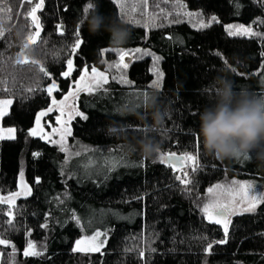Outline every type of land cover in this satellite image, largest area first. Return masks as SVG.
I'll use <instances>...</instances> for the list:
<instances>
[{"label":"trees","instance_id":"16d2710c","mask_svg":"<svg viewBox=\"0 0 264 264\" xmlns=\"http://www.w3.org/2000/svg\"><path fill=\"white\" fill-rule=\"evenodd\" d=\"M89 2L97 5L104 16L130 29L126 44L114 48L106 31L89 33L87 24L80 22L88 14L85 8ZM236 2L147 0L145 8L144 0H119V4L116 0H45L44 8L37 13L42 26L40 37L29 53L30 60L43 64L49 73L45 77L38 73L39 64L10 62L19 58L27 35L35 29L30 18H24L32 5L21 7L20 0H8L5 7L12 9L11 22L9 13H0L5 32L0 38V81H6L0 83V99L13 100L2 126L17 129V138L0 140V196L19 191L21 172L32 190L30 196L15 201L14 229L7 224L8 205H0V232L16 246V264H264V204L253 213L234 216L227 243L222 245L214 242L224 238L223 229L210 224L197 207L205 190L223 179L256 182L264 189V168L253 162L219 161L207 156L198 135L199 113L210 102L212 82L221 74V68L235 67L231 79L238 88L264 95V38L229 36L225 30L227 25H244L264 34V24L258 23L264 20V0H238L239 9ZM185 12L200 16L190 18ZM212 16L220 22L204 29L194 27ZM152 18L154 24L145 27ZM58 24L63 34L57 30ZM76 39L82 41V50L73 53ZM85 39L87 47L83 45ZM117 50L134 54L127 69L109 67L119 60ZM145 52L160 57L158 67L164 78L158 88L152 87L156 80L153 55ZM68 59L73 60V71L64 78L61 73L67 70ZM85 66L105 71L110 80L104 86L107 91L78 96V110L88 119L73 122L71 140L86 149L79 161L93 155L103 167L95 175L74 182L61 175L63 156L57 148L27 133L35 126L36 115L51 107L53 98L61 99L74 87ZM121 74L131 83H118ZM53 82L59 90L49 97L45 89ZM5 88L10 91H3ZM29 88L37 90L29 92ZM152 94L161 108L168 110L163 123L148 133L161 145L159 153L188 152L196 155L201 165L194 175L189 170L194 180L189 186L193 188L191 195L175 179L179 171L159 163L157 154L144 158L138 151L128 153L124 147L126 142L135 143L146 134L143 125L150 124L151 117L144 108L145 96L149 99ZM124 106L134 109L137 115H119L118 109ZM141 114L143 122L137 118ZM52 115L42 121L50 120ZM110 124L122 127L124 134H106ZM66 196L69 201L58 207L59 198ZM67 206L84 218L90 215V209L96 220L103 214L107 216L104 225L92 230L108 234L102 254L72 251L83 232L71 213L60 212ZM55 216L58 222H54ZM45 224L47 227H41ZM29 239L42 247V257L22 256ZM208 243L213 244L210 254L205 252ZM0 250L8 261L6 254L12 249L0 245ZM140 250L145 252L144 259L139 256Z\"/></svg>","mask_w":264,"mask_h":264},{"label":"snow or ice","instance_id":"6c2138e0","mask_svg":"<svg viewBox=\"0 0 264 264\" xmlns=\"http://www.w3.org/2000/svg\"><path fill=\"white\" fill-rule=\"evenodd\" d=\"M8 0H0V13L7 12L9 13V22H11L10 13L12 9L10 7H5V4ZM119 4V0H116ZM21 7L25 3L32 5L30 10L27 12L25 19L30 18V24L34 27L35 31L30 32V34L26 37V42L23 44L22 54L14 61H10L13 64L18 65H27L29 63L33 65L39 64L38 73L43 74L45 77L49 76V73L46 71L43 64H41L36 59H29V53L31 52V46H35L37 44V38L40 37L41 33V21L40 17L37 13L44 8L45 0H38V2L33 3V0H20ZM93 2H89L85 8V13H88L91 9ZM145 8L147 6V0H144ZM183 7V6H182ZM235 7L239 9L241 5L239 4L238 0L235 3ZM123 8V5H121ZM132 11L135 12L136 8L133 7ZM163 12V10H161ZM147 15V13H144ZM184 15L188 17L193 16H200L199 13H191L185 12ZM179 15V13H178ZM167 18V17H165ZM175 22H180L176 20ZM220 21L217 17L212 16L207 22L203 19L199 21L198 24L194 25L198 29H204L210 27L213 23H219ZM4 21L0 20V38L4 37V29L2 27ZM138 23V21H137ZM258 23L264 24V20L258 21ZM149 24H154V18H152L149 23H146L144 26L148 27ZM155 26H163V25H155ZM57 30L63 34V29L61 25H57ZM225 30L229 36H247V37H261L264 38V34L256 32L253 30L251 26L245 27L244 25H227ZM80 35V33H77ZM82 41L80 39H76L75 44L73 45L71 51L75 53L77 49H81ZM84 47H87V41L83 42ZM82 50V49H81ZM118 51L119 60L117 63L110 65L109 67H114L118 70L127 69L128 63H125V57L132 55L127 51ZM136 52H140V49H136ZM145 55H153L150 52H145ZM154 66H153V73L156 76V80L153 82L152 87L158 88L160 86V82L164 78V73L159 70L158 63L160 57H156L153 55ZM3 70V67L0 66V71ZM73 71V60H67V70L63 71L61 75L64 78H68L71 76ZM116 79V77H113ZM118 83L122 84H130L131 82L127 79L126 75L121 74ZM0 83H6V81H0ZM75 91H70L67 96L64 97L63 100L59 101V103L53 98L51 100V104L55 107L56 110L60 112V115L56 117L57 122L61 125L59 129V140H53L51 135L47 132L43 131L41 126V119L43 117L49 116V113L53 112L54 108L49 107L47 110L40 111L35 118V126L31 128L27 136L28 137H37L39 136L40 139L45 140L46 142L57 144L59 146V150L61 152H65L66 155V162L72 158V156L79 157L81 155L80 151H76L74 153L70 152L67 147V137L72 135L71 128L68 126L70 121L73 117H80L82 120H87L88 116L85 115L83 112L77 110L74 105H68L67 101L69 96H76L80 92H87L88 94H93L101 89H104L105 85L109 84V77L105 72L99 71L96 67L91 68V72L89 73L88 67L82 70V74L79 80L75 82ZM37 89L29 88L27 91L34 92ZM57 83L53 82L50 86H48L45 91L49 97L53 96L55 91H58ZM3 91H10L9 89L5 88ZM107 91V89H104ZM148 97L145 96V102L147 101ZM13 104V100L10 98H3L0 99V121L7 115H9V109ZM67 109L68 119L62 120L61 117L65 115V110ZM141 131L140 129H137ZM56 132V129H53ZM17 129L13 127L4 128L0 126V140H15ZM34 156L38 157L40 153H33ZM160 163H169L170 167L177 171H183V175H176L175 179L180 182L181 185L184 186V190L191 195L193 188L189 187L190 185L194 184V180L190 178V173L187 168L191 169V175L197 173L200 169L201 165L198 163V159L196 155L191 153H184L182 155H177L175 152L169 153H160L159 155ZM187 166V168H186ZM87 167V165H85ZM111 171V168L108 169ZM40 182V178H36V183ZM19 191L12 192L8 196H0V205L7 204L8 211L6 215H8L9 219L7 224L9 225L10 229L15 228V201L21 195L30 196L32 194L31 188L25 183L23 179V172L20 173V183L18 185ZM207 194L210 199L203 204L202 208L200 209L203 213L204 218L213 225H220L223 229L224 238L215 241V244H225L227 243V239L229 236V226L232 224L231 217L243 215L244 213H253L257 210V206L264 204V191H258L257 186L253 183H238L237 181L233 180L231 182V186H226L224 184H215L209 188H207ZM3 211V209H0ZM77 224L80 223V219L73 214L71 217ZM41 227H47V225H41ZM30 234V233H29ZM106 236L107 234L101 231H96L94 234L90 236H83L80 239L75 241V245L72 248L74 253H101V250L105 247L106 243ZM104 237V239H102ZM0 245L5 246V248H11L12 251L8 252L6 255L9 258L8 261H5V253L3 250H0V264H16V252L17 248L14 244H12L9 240L4 238V233L0 232ZM213 244L208 243L207 247L205 248V252L210 254L212 251ZM151 251H155V249H150ZM23 256L24 257H42L44 255L42 247H38L34 242L28 240L26 242V246L23 249ZM102 254V253H101ZM139 256L141 259L145 258V252L143 250L139 251Z\"/></svg>","mask_w":264,"mask_h":264},{"label":"clouds","instance_id":"9594fccd","mask_svg":"<svg viewBox=\"0 0 264 264\" xmlns=\"http://www.w3.org/2000/svg\"><path fill=\"white\" fill-rule=\"evenodd\" d=\"M80 22L87 24L92 35L106 31L114 48H120L131 37L130 29L123 22L104 16L95 4ZM235 72V67L226 65L214 78L210 102L199 113L198 135L205 155L219 161L243 159L264 168V95L258 96L245 87L238 88L231 79V73ZM144 108L151 117V123L143 125L146 134L135 143L126 142L124 147L128 153L138 151L142 157L152 158L160 152L161 145L148 133L163 123L168 110L161 108L155 94L147 99ZM118 113L137 115L126 106L120 107ZM137 118L143 122L145 117L141 114ZM106 134L122 136L124 130L110 124Z\"/></svg>","mask_w":264,"mask_h":264},{"label":"rangeland","instance_id":"374dc122","mask_svg":"<svg viewBox=\"0 0 264 264\" xmlns=\"http://www.w3.org/2000/svg\"><path fill=\"white\" fill-rule=\"evenodd\" d=\"M133 57H134V54H132L130 56H126L124 62L125 63H128V65H130L131 62L133 61ZM98 70L99 71H102V72H105V71H103L101 69H98ZM90 72H91V69L89 70V73ZM106 74L108 75V73H106ZM108 77H109V80H110V76L109 75H108ZM70 91H75V84H74V87ZM69 92L65 96H67L69 94ZM81 93H84V94H87V95H92V94H88L87 92H80L76 96H69L68 101H67V104L68 105H74V107L78 110L77 100H78V96ZM93 94H95V93H93ZM64 97H62L61 99L56 100V101L59 103V101L63 100ZM51 107L54 108L53 115H52L53 117L50 120H47V121H45V119H44L42 121V128H43V131L44 132H47V133H49L51 135V138L53 140H57L58 141L59 140V134H58V132H59V129H60L61 125L57 122L56 117L60 115V112L58 110H56L53 105H51ZM77 118H80V117H75L74 116L73 119L70 121V123L68 125L71 128V131H72L73 122ZM61 119L62 120L68 119L67 109L65 110V115L63 117H61ZM0 126H2V121H0ZM53 129H56L57 131L54 132ZM71 136L67 137V140H66L67 147H68L69 151L72 152V153H74L76 151H80L81 154H83L84 152H86L85 151L86 150L85 148H83L77 142L71 140ZM49 144L52 145V146H54V147H56L57 150L63 156V160L60 163V173H61V175L65 176V178L68 181L71 180V181H74L75 182V181L79 180L80 177L83 178V177H87V176H93V175L96 174V172H98V171L100 172V170H102L103 163H101L99 161V159L96 158V157H94L93 155H92V158L90 157V158H86L85 160H80V161H79V157L80 156L79 157L72 156V158L69 159L66 162V159L65 158H66V155L67 154L65 152H61L59 150V146L57 144H53V143H49ZM91 151H92V149H90V152ZM159 155H160V153L157 154V159H158V162L160 163ZM238 161L240 163L250 162V161H245L243 159L238 160ZM85 165H87V167H85ZM186 168H187V166H186ZM187 170L189 171L190 168H187ZM178 175H181L182 176L183 175V171H179V174ZM233 180L237 181L238 183H253V184H255L257 186V190L258 191H264V189H262L256 182H251V181H247V180H240V179H236V178L223 179L222 181L219 182V184H224L226 186H231V182ZM22 196H24V195H21L20 197H22ZM60 198H59V200H61L62 203L60 201L58 207H62L63 205H66V202L69 201V199H67V196L66 197H63L62 199H60ZM201 198L202 199L199 201V203H197L198 204L197 207H198V210H199L198 212L201 215H203V213L201 212L200 209L202 208L203 204L206 203L210 199V197L207 194V189L205 190L204 195ZM57 202H58V199H56L55 205L57 204ZM55 208L57 209V205H56ZM65 210H66L67 213H71L72 216H73V214H75V216L80 219V223L79 224L76 223V225L83 232V235L81 237H83V236H90V235L94 234V232H92V230H94L96 226L104 225L105 224V221H106L105 219L107 217L106 215L103 214V218L102 219L96 220V217H94V212H93L92 209H90V211L88 210L89 213H90V215L88 217H86V218L82 217L77 210H75V209L72 210L71 207H69V206H67L63 210H60V212L61 211H65ZM61 214H63V213H61ZM56 218H57V216H55L54 222H58L59 221V218L58 219H56ZM107 236H108V234H107ZM107 236H106V239H107ZM102 239H104V237H102ZM29 240H31V239H29ZM79 254L86 255L85 253H79ZM91 254H94V253H87V255H91Z\"/></svg>","mask_w":264,"mask_h":264},{"label":"water","instance_id":"95a60500","mask_svg":"<svg viewBox=\"0 0 264 264\" xmlns=\"http://www.w3.org/2000/svg\"><path fill=\"white\" fill-rule=\"evenodd\" d=\"M38 39H39V37L37 38V42H38ZM50 114V113H49ZM44 118V117H43ZM42 118V119H43ZM42 119H41V126H42ZM37 137H39V136H37ZM36 138V137H35ZM165 164V166H167V167H169L173 172H177V170H174L172 167H170V164L169 163H164ZM233 217H231V219H232ZM217 226H220V225H217ZM221 227V226H220ZM222 228V227H221ZM22 253H23V251H22ZM22 256H23V254H22ZM24 257V256H23Z\"/></svg>","mask_w":264,"mask_h":264}]
</instances>
